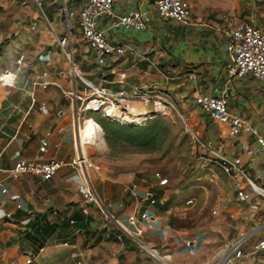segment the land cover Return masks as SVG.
Masks as SVG:
<instances>
[{"label":"crops","instance_id":"1","mask_svg":"<svg viewBox=\"0 0 264 264\" xmlns=\"http://www.w3.org/2000/svg\"><path fill=\"white\" fill-rule=\"evenodd\" d=\"M63 1L66 14L60 10L62 0H40V9L34 0H0V10L7 12L0 17V40L6 39L0 50V72H15L13 85L0 84V167L10 165L16 156L68 161L76 151L74 109L64 91L71 86L83 91L81 79L106 89L122 86L131 90L152 83L158 91H170L182 102L187 112L183 115L199 129L201 139L211 143V149L264 184V151L257 148L254 134L241 127L231 134L226 123L208 112L197 109L196 114L193 108L194 94L224 92L229 113L238 115L264 136V85L251 73L232 74L224 49L227 31L235 21L264 24V0H248L252 4L248 10L228 9L219 5V0H187L190 19L184 24L158 16L153 0H112L113 13L139 9L148 19L140 29H117L110 26L108 17H99L96 24L110 43L133 49L104 57L89 48L79 34L76 15L82 0ZM254 1L258 4L253 5ZM66 24L72 35L71 62L77 70L74 78L70 60L57 44ZM133 110L145 112V102H134ZM43 138L47 145L40 152L37 147ZM195 146L198 153L214 157L207 146ZM226 172L232 175L233 198L197 225L190 236L185 233L192 238L189 245L182 244L184 233L176 231L159 246L169 251L174 261L203 263L220 242L264 222V199L250 190L242 175L234 170ZM76 173L77 169L66 164L47 180L29 174L11 179L0 171V188L5 189L0 191V264H155L113 220L93 207L82 214ZM93 184L99 198L110 195L111 191L97 189L95 179ZM145 188L138 185V196ZM152 190L164 193L165 204L155 203L166 206L169 190ZM112 200L111 211L125 228H129L125 214L133 207L143 209L146 203L133 200L123 188ZM122 202L124 206L119 208L117 203ZM160 211L163 207L153 213V222ZM234 264H264V250L244 251Z\"/></svg>","mask_w":264,"mask_h":264},{"label":"built area","instance_id":"2","mask_svg":"<svg viewBox=\"0 0 264 264\" xmlns=\"http://www.w3.org/2000/svg\"><path fill=\"white\" fill-rule=\"evenodd\" d=\"M34 2L36 6L41 7L40 0H34ZM153 2L156 13L161 18L182 24L187 23L190 19V6L187 0H153ZM63 8L65 10V7ZM101 16L108 17L110 19V26L117 29H140L146 25L148 19L144 12L139 9H132L120 14L113 13L112 0H82V4L76 15L79 34L89 48L103 57L107 55L119 56L133 49L123 44H112L107 40L104 30L100 29L96 24L97 19ZM227 35L224 49L231 61L229 67L231 73L238 76L251 73L257 81L264 85V24L256 26L242 20H237L228 29ZM71 37V30L66 24V31L57 39V44L70 61ZM15 61L17 64L19 59L16 58ZM73 75L74 73H72V77L74 78ZM14 77V70H3L0 72V84L11 86L14 83ZM81 82L84 85L83 91H77L74 86L68 87L64 91L74 109L73 131L76 151L68 161L60 158H25L16 156L10 165L0 167V171L11 179H16L22 174H29L36 175L41 180H47L55 173L58 167L64 164L77 169L75 186L79 194L80 211L82 214H88L90 208L93 207L102 216L113 220L114 223L119 225L122 232L130 241L155 264H183L174 261L169 251L158 249L155 245L149 244L143 237L146 223L153 221V213L147 212L145 208L139 209L138 207H133L125 215V221L129 228H125L118 223L114 214L109 211L107 206L98 197L93 184V180L98 176L100 165L85 149L87 145H93V142L88 141V138H85L83 141L80 138L82 128L79 126L80 111L97 112L108 120L133 122L135 120H130V113L125 111L126 104L138 98L142 100H148L150 97L158 98L154 94L158 90L152 83L148 87H134L128 90L122 86L116 89H106L102 85H90L83 79H81ZM29 97L30 101L33 102V92H30ZM151 101L156 105L160 104L162 106L159 99H151ZM193 102L200 111L208 112L216 120L226 123L229 126L228 132L231 134L236 133L240 127L250 130L255 136L257 148L264 151V136L238 115L229 113L226 108V94L224 92L215 94L199 92L194 94ZM180 116L185 132L188 133L194 143L200 145V147L207 146L209 152L214 156L212 158L225 171L234 170L236 173L242 175L250 190L258 197L264 199L263 183L251 179L231 160L211 149V143H205L201 139L199 129L189 123L183 115ZM46 145V138H43L39 141L37 148L42 152L45 150ZM151 177L154 187L144 189L143 193L138 196V184L132 181L125 188L127 195L133 200L142 199V201H146V204H154L155 202L165 204L166 197L164 193L156 194L152 188H165L169 183L168 178L157 170L152 171ZM4 190V188H0V191ZM111 204L109 202L108 206L111 207ZM117 205L121 206V203H117ZM4 214L9 215L10 213L4 212ZM165 225L167 228L168 224ZM259 230H261L260 235L250 241L251 237ZM191 242L192 238L190 237L183 239L185 246ZM261 250H264V222L259 226L240 233L238 236L223 240L212 255L200 264H234L235 260L244 251L254 253ZM25 261L29 262V258H26ZM76 264H87V262L76 261Z\"/></svg>","mask_w":264,"mask_h":264},{"label":"rangeland","instance_id":"3","mask_svg":"<svg viewBox=\"0 0 264 264\" xmlns=\"http://www.w3.org/2000/svg\"><path fill=\"white\" fill-rule=\"evenodd\" d=\"M219 1L220 4H217L228 9L248 10L252 5L247 3L248 0ZM257 4V1L253 2V5ZM60 5L61 13L66 14L65 2L62 1ZM4 13H7L4 9L0 10V17ZM5 40H0V50ZM154 94L158 98H138L142 102L146 101V113L137 122L108 120L97 112L87 111L79 112V120L84 116L89 117V127L94 122L101 131L102 147L87 145L86 150L100 165L95 179L97 189L107 193L111 191L106 199L100 198L111 213L108 203L113 201L112 198H117L122 188L125 191L130 182L150 189L154 187L151 177L154 170L168 178L169 183L165 187L170 195L168 204L143 205L149 213H155L162 207L164 209L154 222L146 223L143 232L147 242L159 248L176 231L184 233L183 244V239L187 238L185 233L190 236L197 225L203 224L222 203L233 198L234 188L231 172H226L209 155L197 152L195 143L184 130L180 115L186 109L181 105L182 102L178 98L174 99L170 91L165 89ZM151 99H159L162 106L154 104ZM193 108L198 114L199 109L196 106ZM183 117L190 122L188 117ZM123 206L122 202L119 208ZM165 224H168L167 228Z\"/></svg>","mask_w":264,"mask_h":264},{"label":"bare ground","instance_id":"4","mask_svg":"<svg viewBox=\"0 0 264 264\" xmlns=\"http://www.w3.org/2000/svg\"><path fill=\"white\" fill-rule=\"evenodd\" d=\"M70 69H71V73H76V69L73 66V63L70 61ZM140 100L136 99L134 101H130L126 104V110L128 113H130V120L133 119L136 122L138 121V119L141 116H144L145 112H135L133 110V103L134 102H139ZM88 118L84 116L82 119L79 120V126L82 127L81 131H80V138L83 141L85 138H88V141H92L93 145L96 146V148H101L102 147V141H101V131L100 129L97 127V125L93 122L91 124V126L89 127V123H88ZM100 133V134H99Z\"/></svg>","mask_w":264,"mask_h":264}]
</instances>
